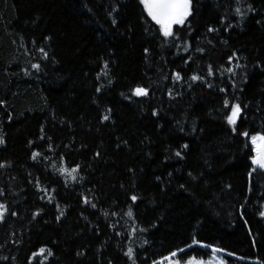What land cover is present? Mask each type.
<instances>
[{
  "label": "trees",
  "instance_id": "obj_1",
  "mask_svg": "<svg viewBox=\"0 0 264 264\" xmlns=\"http://www.w3.org/2000/svg\"><path fill=\"white\" fill-rule=\"evenodd\" d=\"M173 31L139 0H0V264H133L129 247L154 264L193 239L240 259L174 258L264 264V0H193ZM76 165L75 181L58 171Z\"/></svg>",
  "mask_w": 264,
  "mask_h": 264
},
{
  "label": "snow or ice",
  "instance_id": "obj_2",
  "mask_svg": "<svg viewBox=\"0 0 264 264\" xmlns=\"http://www.w3.org/2000/svg\"><path fill=\"white\" fill-rule=\"evenodd\" d=\"M139 3L143 5L144 11L147 13V16L150 17L151 21L155 23V25H158V34L164 38H169V37H174V31L173 27L174 26H184L186 21L193 15V0H139ZM116 9H113L115 11ZM249 11H255L250 5L248 8ZM236 14H238L241 19L244 18L246 13L241 11L240 7H237L235 9ZM111 15V13H109ZM113 24H116V20H112ZM259 23V22H258ZM208 31H215L213 28H209ZM41 52H43V49H40ZM148 49L145 48L144 52L147 54ZM185 51H187V47H185ZM202 51V50H201ZM47 54L45 53V56ZM236 54L233 53V56L228 57L229 63L233 61V57ZM33 68L39 69L40 65L34 64L32 65ZM237 67H240L239 64H237ZM229 72H233V69L229 68L227 69ZM213 70L211 66H209L208 69V75H212ZM234 74V73H233ZM175 79L180 80L181 75L179 72L175 73ZM193 82L197 80H202L203 78L197 75H193L190 78ZM111 83V81H109ZM209 87H212V85H209ZM97 92L101 91L100 88L96 89ZM221 91H224V89H221ZM132 95L136 97H141V96H148L149 95V89L146 87L142 86H137L132 90ZM131 97H129L130 99ZM0 103H3V101H0ZM229 101L225 99L224 101V106L227 108L229 107ZM109 112L111 111L110 109L108 110ZM242 108L239 103H232L231 104V111L230 113L225 117L227 124L232 126L231 130L234 134H236V124L238 118H240L241 113H242ZM152 115H157V112H153ZM110 117L108 115L103 116V120H108ZM182 130V129H181ZM239 135L242 136H249L248 132H243V133H238ZM251 145H252V151L255 153L253 156H251V162L253 165H256L259 169L264 170V134L257 133L255 135L251 136ZM5 140L3 136H0V145L4 144ZM184 148H187L188 145L185 144L183 145ZM40 154L39 153H33L32 158L36 159ZM99 156V153L96 154ZM180 152H176V156H180ZM5 165L0 164V167H4ZM80 170V165H76L74 167L68 168V167H61L58 169V171L64 175L66 178H70L71 180L75 181L77 180V174ZM255 171V169H254ZM251 176L252 173H249ZM183 187V185H181ZM3 192L0 190V195H2ZM138 199L137 196L133 195L131 197L132 201H136ZM85 203H88L87 198H85ZM92 207H96L95 204L92 205ZM8 212V208L6 207L5 204L0 203V221H3L5 218V213ZM11 215H16L15 212H12ZM63 215V213H61ZM128 215L131 216L132 213L131 211L128 212ZM260 215L264 217V212H261ZM59 219V217H57ZM193 243L197 244L200 243V241L193 239ZM45 248H40L39 253H33L32 256L35 258L38 254L39 255H44L45 253ZM182 251V250H180ZM213 251H217V249H213ZM53 255L51 250H47V255L44 256V259H47L48 256ZM126 255L130 258L133 259V264H135L134 261V250L129 247ZM171 257H176L177 252H172L170 254ZM0 259H7V257H0ZM155 264V262H154ZM172 264H212L211 261L205 262L203 260H196L195 258H189L186 261H181L180 259H174L172 260ZM223 264V262H221Z\"/></svg>",
  "mask_w": 264,
  "mask_h": 264
},
{
  "label": "water",
  "instance_id": "obj_3",
  "mask_svg": "<svg viewBox=\"0 0 264 264\" xmlns=\"http://www.w3.org/2000/svg\"><path fill=\"white\" fill-rule=\"evenodd\" d=\"M192 246L205 247V248L211 250L212 252H214L213 249H217V251H215V252H217V253H219V254H222V255H224V256H228V257H231V258H235V259H240V258H238L235 254H231V253H229V252H227V251H225V250H223V249H221V248H219V247L210 246V245L205 244V243L192 244ZM192 246H189V247H187V248H184V249H182V251H178V252H177V255H179L180 253L184 252L185 250H187L188 248H190V247H192ZM157 262H158V261H157ZM157 262H156L155 264H160V263H161V262H158V263H157Z\"/></svg>",
  "mask_w": 264,
  "mask_h": 264
},
{
  "label": "rangeland",
  "instance_id": "obj_4",
  "mask_svg": "<svg viewBox=\"0 0 264 264\" xmlns=\"http://www.w3.org/2000/svg\"><path fill=\"white\" fill-rule=\"evenodd\" d=\"M255 135V134H254ZM256 166V165H255ZM216 254H219V253H217V252H215ZM174 257H170V258H168L167 260H164L163 262H161L160 264H172V260H174V259H178V258H174ZM191 258H195L196 260H203V261H205V262H209V261H211L212 262V264H221V262H223V264H225V262L220 258V257H218L217 255H214L212 258H210V259H203V258H197V257H191ZM32 259H33V257H32ZM189 259V258H188ZM181 260V259H180ZM187 260V259H186ZM186 260H181L182 262L183 261H186Z\"/></svg>",
  "mask_w": 264,
  "mask_h": 264
}]
</instances>
